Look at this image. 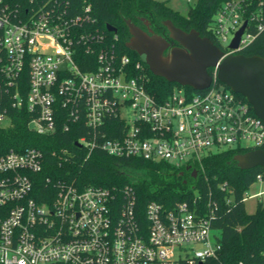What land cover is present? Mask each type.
Returning <instances> with one entry per match:
<instances>
[{"label": "built area", "instance_id": "2783aa9c", "mask_svg": "<svg viewBox=\"0 0 264 264\" xmlns=\"http://www.w3.org/2000/svg\"><path fill=\"white\" fill-rule=\"evenodd\" d=\"M164 1V0H161ZM196 3L198 0H186ZM73 16L57 0H0V90L14 108L26 106L38 135L66 132L84 122L91 130L81 145L91 157L110 156L197 164L222 150H264V122L252 106L224 85L205 91L177 89L166 100L148 90L141 61L117 48L91 18ZM247 22L240 48L230 49ZM264 33V0H228L214 19L225 56L239 54ZM217 84V85H216ZM0 111V126H10ZM67 153V151H65ZM44 169L36 148L0 150V264H217L222 238L213 213L188 202L166 208L151 202L140 210L136 193L59 183L47 203L35 198V177ZM264 172L246 193L245 204L264 205Z\"/></svg>", "mask_w": 264, "mask_h": 264}, {"label": "trees", "instance_id": "16d2710c", "mask_svg": "<svg viewBox=\"0 0 264 264\" xmlns=\"http://www.w3.org/2000/svg\"><path fill=\"white\" fill-rule=\"evenodd\" d=\"M32 1L36 4L42 0H16L23 9ZM57 1L66 5L68 13L73 16H85L86 7L90 6L91 18L98 22L99 31L109 38L114 34L107 30V26L117 28V48L144 64L150 76L148 90L161 100H166L177 89L190 93L195 90L156 77L141 57L127 48L131 36L126 20L138 26H143L142 22L146 20L153 31L162 36L167 31L165 22L172 21L186 32L196 30L223 49L214 34V19L228 0H198L187 14L175 11L168 2L161 0ZM239 54L264 58V33L258 34L256 40ZM209 72L214 73L213 69ZM8 95L0 90V111L6 112L12 121L10 126H0V150L23 153L36 148L42 151L44 169L35 177L34 193L39 203L49 202V193L53 194L51 199L54 198V189L59 183L72 184L80 189L102 187L118 191L130 186L136 193L138 207L143 211L151 202H158L166 208L188 202L200 212L213 213L212 226L222 232L223 243L217 264H264V205L260 204L254 214H248L244 202L246 193L263 170L238 168L235 157L246 152L222 150L213 153L205 158L203 168L197 164L176 168L166 162L120 159L101 150H96L88 158L85 150L77 145L81 138H89L91 134L84 122L73 125L68 132L59 127L55 134L38 135L30 128L33 116L28 108H14ZM189 166L197 171V178L193 177L192 171H187Z\"/></svg>", "mask_w": 264, "mask_h": 264}, {"label": "water", "instance_id": "95a60500", "mask_svg": "<svg viewBox=\"0 0 264 264\" xmlns=\"http://www.w3.org/2000/svg\"><path fill=\"white\" fill-rule=\"evenodd\" d=\"M147 31L131 20H126L130 33L127 48L141 57L151 72L171 84L190 87L195 91H205L212 87L214 78L210 70H217V80L234 93L243 96L252 106L255 114L264 122V58L246 57L242 54L225 56L224 51L210 38L202 37L199 32H186L166 21L169 38L153 31L151 24L143 20ZM247 22L236 33L230 45L237 51ZM110 33L117 28L109 25ZM81 147L80 144H77ZM238 168L244 171L262 169L264 172V150H257L235 157ZM187 171L198 173L191 166Z\"/></svg>", "mask_w": 264, "mask_h": 264}, {"label": "rangeland", "instance_id": "374dc122", "mask_svg": "<svg viewBox=\"0 0 264 264\" xmlns=\"http://www.w3.org/2000/svg\"><path fill=\"white\" fill-rule=\"evenodd\" d=\"M166 2H168V5L174 9L177 12H180L182 14H187L190 7L194 6V3H188L186 0H164ZM261 190V186L257 185L254 188L255 192H260ZM264 200V198H263ZM264 202V201H263ZM257 200H250L246 203V210L248 212V214H254L257 210ZM215 235H217L218 238H222V232L219 230H214L213 232Z\"/></svg>", "mask_w": 264, "mask_h": 264}, {"label": "flooded vegetation", "instance_id": "af4514ba", "mask_svg": "<svg viewBox=\"0 0 264 264\" xmlns=\"http://www.w3.org/2000/svg\"><path fill=\"white\" fill-rule=\"evenodd\" d=\"M142 24H143V26H140V27H141L143 30L147 31V27L145 26L144 22H142ZM164 36H165L166 38H169V33H168V31H165V32H164Z\"/></svg>", "mask_w": 264, "mask_h": 264}]
</instances>
